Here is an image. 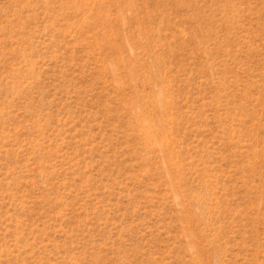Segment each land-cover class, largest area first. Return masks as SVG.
<instances>
[{
	"label": "rangeland",
	"instance_id": "1",
	"mask_svg": "<svg viewBox=\"0 0 264 264\" xmlns=\"http://www.w3.org/2000/svg\"><path fill=\"white\" fill-rule=\"evenodd\" d=\"M0 264H264V0H0Z\"/></svg>",
	"mask_w": 264,
	"mask_h": 264
},
{
	"label": "bare ground",
	"instance_id": "2",
	"mask_svg": "<svg viewBox=\"0 0 264 264\" xmlns=\"http://www.w3.org/2000/svg\"><path fill=\"white\" fill-rule=\"evenodd\" d=\"M159 99H160V97H159Z\"/></svg>",
	"mask_w": 264,
	"mask_h": 264
}]
</instances>
